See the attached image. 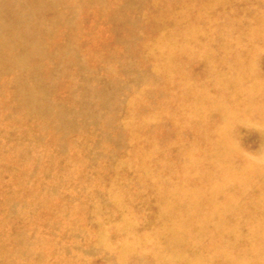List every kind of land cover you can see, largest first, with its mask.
<instances>
[{"label": "rangeland", "instance_id": "1", "mask_svg": "<svg viewBox=\"0 0 264 264\" xmlns=\"http://www.w3.org/2000/svg\"><path fill=\"white\" fill-rule=\"evenodd\" d=\"M0 264H264V0H0Z\"/></svg>", "mask_w": 264, "mask_h": 264}]
</instances>
